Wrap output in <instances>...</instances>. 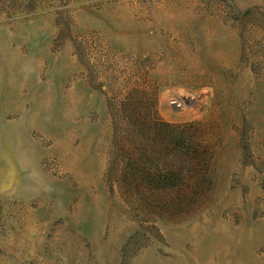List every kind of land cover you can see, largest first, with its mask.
<instances>
[{"label":"rangeland","instance_id":"374dc122","mask_svg":"<svg viewBox=\"0 0 264 264\" xmlns=\"http://www.w3.org/2000/svg\"><path fill=\"white\" fill-rule=\"evenodd\" d=\"M0 264H264V0H0Z\"/></svg>","mask_w":264,"mask_h":264},{"label":"trees","instance_id":"16d2710c","mask_svg":"<svg viewBox=\"0 0 264 264\" xmlns=\"http://www.w3.org/2000/svg\"><path fill=\"white\" fill-rule=\"evenodd\" d=\"M181 140H183L184 141V137H183V139H181ZM187 145V144H186ZM167 179H169V176L168 177H166V178H163V179H161V180H163V181H160V182H163V183H166V184H168L167 182H166V180ZM159 180V179H158ZM164 187H168L167 185L166 186H164ZM158 188H162V187H158ZM164 189H166V188H164Z\"/></svg>","mask_w":264,"mask_h":264},{"label":"built area","instance_id":"2783aa9c","mask_svg":"<svg viewBox=\"0 0 264 264\" xmlns=\"http://www.w3.org/2000/svg\"><path fill=\"white\" fill-rule=\"evenodd\" d=\"M174 103H177V102H174ZM179 106V105H178Z\"/></svg>","mask_w":264,"mask_h":264}]
</instances>
